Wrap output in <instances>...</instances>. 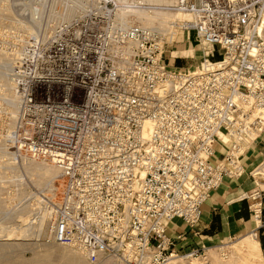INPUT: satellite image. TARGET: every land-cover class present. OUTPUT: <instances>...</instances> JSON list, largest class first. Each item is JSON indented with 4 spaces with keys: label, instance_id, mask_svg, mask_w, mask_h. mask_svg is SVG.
<instances>
[{
    "label": "built area",
    "instance_id": "built-area-1",
    "mask_svg": "<svg viewBox=\"0 0 264 264\" xmlns=\"http://www.w3.org/2000/svg\"><path fill=\"white\" fill-rule=\"evenodd\" d=\"M52 12L15 78L21 145L64 182L52 240L92 263L167 264L182 238L170 223L196 227L226 178L253 181L241 199L262 225L264 0H63ZM192 33L201 70L168 56L169 38Z\"/></svg>",
    "mask_w": 264,
    "mask_h": 264
},
{
    "label": "rangeland",
    "instance_id": "rangeland-1",
    "mask_svg": "<svg viewBox=\"0 0 264 264\" xmlns=\"http://www.w3.org/2000/svg\"><path fill=\"white\" fill-rule=\"evenodd\" d=\"M58 1L63 0H0V264H123L111 257L92 263L75 247L52 240L50 209L52 201L62 198L61 172L52 161L33 156L21 145L17 67L39 34L38 19L44 18L43 25L50 27ZM145 22L165 26L167 17L158 14ZM40 33L48 35L50 29ZM172 40L168 56L175 67L203 62L196 51L205 45L193 33L183 43ZM256 240L250 232L210 245L186 244L167 264H264ZM197 249L199 253L192 255Z\"/></svg>",
    "mask_w": 264,
    "mask_h": 264
},
{
    "label": "crops",
    "instance_id": "crops-1",
    "mask_svg": "<svg viewBox=\"0 0 264 264\" xmlns=\"http://www.w3.org/2000/svg\"><path fill=\"white\" fill-rule=\"evenodd\" d=\"M259 161L260 157L257 151H250L244 157L248 171ZM253 187L254 183L248 177L226 178L224 184L204 204L203 217L199 224L196 227H191L182 219H174L169 225V235L173 237L182 235L179 245L181 247L186 244L198 246L201 243L210 245L257 229L259 241H256L264 256V218L262 225L259 226L260 223L255 221L249 208L250 202L241 199V195Z\"/></svg>",
    "mask_w": 264,
    "mask_h": 264
},
{
    "label": "bare ground",
    "instance_id": "bare-ground-1",
    "mask_svg": "<svg viewBox=\"0 0 264 264\" xmlns=\"http://www.w3.org/2000/svg\"><path fill=\"white\" fill-rule=\"evenodd\" d=\"M159 15H161V17L164 16V14H159ZM141 16H142L143 18H146L145 21L149 20L148 15H146V14H141ZM165 17H166V16H165ZM202 61H203V62L198 63V65L193 66L192 69L194 70V69L197 68V69H200V70H201L202 67H203V66H206V64H207V63L204 62V60H202ZM192 69H190V70H192ZM188 70H189V69H188ZM16 99H17V98H16ZM223 138L226 140V138H225L224 136H223ZM190 257H191V256H190ZM182 259H183V257H182ZM203 261H204V260H203ZM203 261H202V262H203ZM209 261H210V260H209ZM184 262H185V260H184ZM202 262H201V263H202ZM206 262H207V261H206ZM210 263H211V261H210ZM181 264H182V263H181ZM194 264H195V263H194ZM197 264H198V263H197ZM208 264H209V263H208Z\"/></svg>",
    "mask_w": 264,
    "mask_h": 264
}]
</instances>
